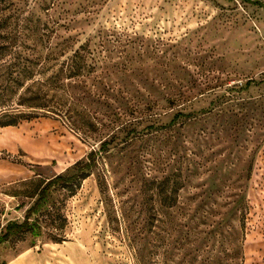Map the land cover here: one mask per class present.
Here are the masks:
<instances>
[{
    "label": "rangeland",
    "instance_id": "374dc122",
    "mask_svg": "<svg viewBox=\"0 0 264 264\" xmlns=\"http://www.w3.org/2000/svg\"><path fill=\"white\" fill-rule=\"evenodd\" d=\"M14 29L34 78L0 96L29 118L0 128V237L34 230L0 264H233L235 230L264 264V0H0Z\"/></svg>",
    "mask_w": 264,
    "mask_h": 264
},
{
    "label": "trees",
    "instance_id": "16d2710c",
    "mask_svg": "<svg viewBox=\"0 0 264 264\" xmlns=\"http://www.w3.org/2000/svg\"><path fill=\"white\" fill-rule=\"evenodd\" d=\"M20 32V30L14 29L13 31L7 32L6 36H3L2 41H0V96L1 94L11 87L12 92L15 93L16 90L22 89L27 81H30L34 78V69L33 66L27 65L31 62V60H27V58L21 56V53L19 52L20 44H19V38L17 36V33ZM6 41V42H5ZM78 68L75 67L73 69H70L67 78L74 77L78 73ZM25 92H28L26 89ZM22 97V96H21ZM22 99V98H21ZM23 98L22 102L24 101H30V99ZM21 102V103H22ZM20 106L23 104H19ZM1 106V105H0ZM27 107H33V104H25ZM3 107V106H2ZM0 107V110L2 109ZM35 107V106H34ZM3 120L0 121V128L4 127H14L17 126L18 123L22 120H29V118H26L23 116V114H11L7 115V113H3L2 116ZM95 152H91L88 155V161L86 164H84L85 168H89L90 164V158L94 155ZM85 174L81 177V179H85L87 176ZM76 178V176H72L66 179L69 181H73ZM66 185V184H65ZM69 189H71L70 195L75 194V190L72 188L73 185H67ZM233 208L238 206L239 201H233ZM244 209V208H242ZM246 205H245V212L243 213L242 217L239 218V231L243 232L245 229V216L247 214L246 211ZM237 211V209L235 210ZM33 225L29 224L27 221H24L22 224H12L7 226L5 233L0 237V243L7 241L8 236L13 232H27V231H33ZM238 232L235 230L232 232L233 239L229 240L228 243L224 244V252L226 256L228 257L229 261L233 264H238V261L241 260V244H238L236 242V239L234 238V235L236 237V234ZM60 241H54V243H59ZM220 249V248H219ZM219 250V254H220ZM222 252V251H221ZM207 257L206 259L199 260V264H220V261L218 258H213V256ZM210 259V260H209Z\"/></svg>",
    "mask_w": 264,
    "mask_h": 264
},
{
    "label": "crops",
    "instance_id": "0c3cea01",
    "mask_svg": "<svg viewBox=\"0 0 264 264\" xmlns=\"http://www.w3.org/2000/svg\"><path fill=\"white\" fill-rule=\"evenodd\" d=\"M27 255H29L28 253H21L19 255H17L16 257H14L10 262L6 263V264H12L14 263L16 260H18L19 258H24L27 257Z\"/></svg>",
    "mask_w": 264,
    "mask_h": 264
}]
</instances>
